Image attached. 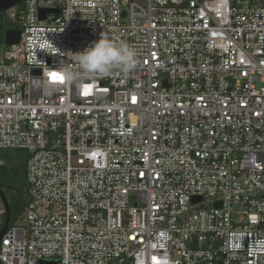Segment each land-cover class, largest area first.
<instances>
[{
  "label": "built area",
  "instance_id": "built-area-1",
  "mask_svg": "<svg viewBox=\"0 0 264 264\" xmlns=\"http://www.w3.org/2000/svg\"><path fill=\"white\" fill-rule=\"evenodd\" d=\"M18 6L0 150L28 153L29 201L0 264H264V0ZM101 33L135 69L53 81Z\"/></svg>",
  "mask_w": 264,
  "mask_h": 264
},
{
  "label": "clouds",
  "instance_id": "clouds-1",
  "mask_svg": "<svg viewBox=\"0 0 264 264\" xmlns=\"http://www.w3.org/2000/svg\"><path fill=\"white\" fill-rule=\"evenodd\" d=\"M137 52L124 41H116L101 33L83 51L68 53L74 58L75 67L64 66L62 72L67 82H79L85 78L107 77L116 71L129 73L138 64Z\"/></svg>",
  "mask_w": 264,
  "mask_h": 264
},
{
  "label": "trees",
  "instance_id": "trees-1",
  "mask_svg": "<svg viewBox=\"0 0 264 264\" xmlns=\"http://www.w3.org/2000/svg\"><path fill=\"white\" fill-rule=\"evenodd\" d=\"M17 8L20 10L22 6H18ZM7 29L19 30V27L11 26ZM0 35V44L4 45L2 32ZM27 159L28 153L24 150H0V187L11 211L10 224H13L22 215L29 201L26 184ZM17 179L20 181L19 187L15 185L16 182L14 180ZM4 220L5 216L3 217L0 230L4 224Z\"/></svg>",
  "mask_w": 264,
  "mask_h": 264
},
{
  "label": "water",
  "instance_id": "water-1",
  "mask_svg": "<svg viewBox=\"0 0 264 264\" xmlns=\"http://www.w3.org/2000/svg\"><path fill=\"white\" fill-rule=\"evenodd\" d=\"M23 0H0V13L7 11L10 8L18 6ZM52 12V11H51ZM41 18H44V13L41 14ZM20 42V31L15 29H7L4 33V44L5 46L17 45ZM0 195L2 197L3 203L5 205V220L4 224L0 230V241L4 233L7 231L10 221H11V211L7 203L6 197L0 187ZM42 264H52V263H42Z\"/></svg>",
  "mask_w": 264,
  "mask_h": 264
},
{
  "label": "rangeland",
  "instance_id": "rangeland-1",
  "mask_svg": "<svg viewBox=\"0 0 264 264\" xmlns=\"http://www.w3.org/2000/svg\"><path fill=\"white\" fill-rule=\"evenodd\" d=\"M11 26H17V25L14 24V23H12V22H10V21H8L6 19V17H5V13L4 12L3 13H0V29H1L0 30V33L2 32L3 43H4V33L7 30V28L8 27H11ZM0 37H1V35H0ZM5 50H6L5 45L0 44V63L3 60ZM14 181L16 182L15 185L17 187H19L20 186L19 179L14 180Z\"/></svg>",
  "mask_w": 264,
  "mask_h": 264
},
{
  "label": "snow or ice",
  "instance_id": "snow-or-ice-1",
  "mask_svg": "<svg viewBox=\"0 0 264 264\" xmlns=\"http://www.w3.org/2000/svg\"><path fill=\"white\" fill-rule=\"evenodd\" d=\"M51 76H52L53 81L63 82V76H61L55 72L51 73Z\"/></svg>",
  "mask_w": 264,
  "mask_h": 264
},
{
  "label": "crops",
  "instance_id": "crops-1",
  "mask_svg": "<svg viewBox=\"0 0 264 264\" xmlns=\"http://www.w3.org/2000/svg\"><path fill=\"white\" fill-rule=\"evenodd\" d=\"M5 45V44H4ZM7 48V46H5Z\"/></svg>",
  "mask_w": 264,
  "mask_h": 264
}]
</instances>
